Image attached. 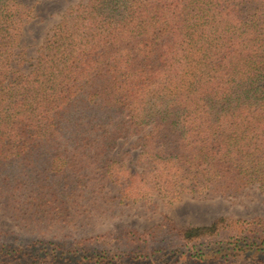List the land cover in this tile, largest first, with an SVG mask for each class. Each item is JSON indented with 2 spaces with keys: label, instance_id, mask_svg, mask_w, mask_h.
<instances>
[{
  "label": "trees",
  "instance_id": "1",
  "mask_svg": "<svg viewBox=\"0 0 264 264\" xmlns=\"http://www.w3.org/2000/svg\"><path fill=\"white\" fill-rule=\"evenodd\" d=\"M32 18L0 0V210L35 236L0 229V264H264V214L71 231L153 188L264 190V0L80 2L24 72Z\"/></svg>",
  "mask_w": 264,
  "mask_h": 264
},
{
  "label": "rangeland",
  "instance_id": "2",
  "mask_svg": "<svg viewBox=\"0 0 264 264\" xmlns=\"http://www.w3.org/2000/svg\"><path fill=\"white\" fill-rule=\"evenodd\" d=\"M21 4L33 8V18L23 29L16 53H23L26 62L21 70L29 71L31 64L39 54V50L50 29L56 25L62 13L69 7L87 0H18ZM16 66V65H15ZM131 141L124 143L122 150H127ZM138 151H132V159L137 157ZM127 167L132 171H141L142 167H135L130 159ZM116 193V189L114 191ZM147 200L142 204H126L124 200H113L110 206H98L93 215L80 218L71 231L75 237H89L107 232L121 233L126 229L145 231L157 225L165 218L172 220L178 227L209 225L216 218L222 216L252 217L264 214V190L253 186L244 192L228 197H207L180 194L171 197L160 194L153 188L148 191ZM100 203V204H99ZM0 229L8 231L15 237L33 239L35 236L11 220L0 210Z\"/></svg>",
  "mask_w": 264,
  "mask_h": 264
}]
</instances>
